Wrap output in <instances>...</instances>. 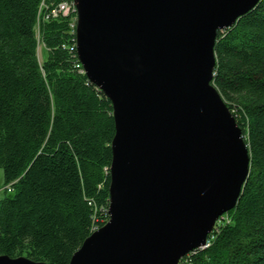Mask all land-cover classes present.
<instances>
[{"label": "water", "instance_id": "obj_1", "mask_svg": "<svg viewBox=\"0 0 264 264\" xmlns=\"http://www.w3.org/2000/svg\"><path fill=\"white\" fill-rule=\"evenodd\" d=\"M259 1L72 0L76 57L115 133L108 221L69 264H178L235 208L250 156L213 86L214 49Z\"/></svg>", "mask_w": 264, "mask_h": 264}, {"label": "trees", "instance_id": "obj_2", "mask_svg": "<svg viewBox=\"0 0 264 264\" xmlns=\"http://www.w3.org/2000/svg\"><path fill=\"white\" fill-rule=\"evenodd\" d=\"M63 1L0 0V256L48 264H69L108 221L115 133L76 57L75 12L51 16ZM214 51L213 86L242 131L249 174L209 247L184 260L264 264V0L217 33Z\"/></svg>", "mask_w": 264, "mask_h": 264}, {"label": "built area", "instance_id": "obj_3", "mask_svg": "<svg viewBox=\"0 0 264 264\" xmlns=\"http://www.w3.org/2000/svg\"><path fill=\"white\" fill-rule=\"evenodd\" d=\"M71 11H74V12H75V8H74V6H73L72 0H64L63 2L59 3V4L57 5V7H55L54 9H52V11H51V16H52L53 18H58L59 15L65 16V15H68L69 12H71ZM71 28H72V32H71V33L75 34V23L71 26ZM80 67H81V66H80ZM81 70H82V68H81ZM82 72H83V71H82ZM6 189H7V188H6ZM223 221H224V218H223V219H222V218H219V219L217 220L216 224H215L214 229H216V227H218V225L221 224ZM209 244H210V240H207L205 246H204L202 249H198V250H204V249L208 248V247H209ZM189 254H190V253H189ZM186 256H187V255H186ZM186 256H185V257H186ZM185 257H183V258L178 262V264H187V263H188L187 260H184Z\"/></svg>", "mask_w": 264, "mask_h": 264}, {"label": "rangeland", "instance_id": "obj_4", "mask_svg": "<svg viewBox=\"0 0 264 264\" xmlns=\"http://www.w3.org/2000/svg\"><path fill=\"white\" fill-rule=\"evenodd\" d=\"M37 51H38V58H39V61H41V59L43 60V59L45 58L46 54H45V51H44V48L42 47V45H39ZM2 182H3V181H2V172L0 171V187H1V185H2ZM3 196H4L3 192H0V198H2ZM225 215H226V214H225ZM225 215H223L222 219L225 218ZM225 219H226L225 221H228V218H227V217H226ZM225 221H224V223H226ZM222 223H223V222H222ZM222 223L219 224L218 226H222ZM212 233H213V232H212ZM212 233H211V234H212ZM211 234H210V235H211ZM210 235H209V236H210ZM213 235H214V234H213Z\"/></svg>", "mask_w": 264, "mask_h": 264}]
</instances>
